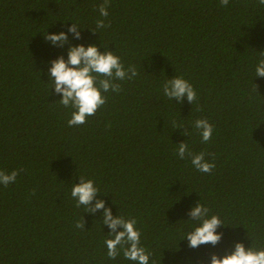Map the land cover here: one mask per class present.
Listing matches in <instances>:
<instances>
[{
    "label": "trees",
    "instance_id": "trees-1",
    "mask_svg": "<svg viewBox=\"0 0 264 264\" xmlns=\"http://www.w3.org/2000/svg\"><path fill=\"white\" fill-rule=\"evenodd\" d=\"M103 2L0 0V170L19 171L0 185V264H134L122 251L107 256L103 210L76 207L71 188L80 176L94 180L113 216L136 219L149 264H210L236 242L264 248V77H255L264 6L110 0L105 18ZM97 19L111 26L93 33ZM72 23L81 39L69 33L63 47L45 40ZM69 44L110 49L138 72L116 81L122 91L104 93L106 104L78 127L67 125L72 109L48 81L50 62L67 59ZM173 76L193 85L194 103L163 95ZM197 119L213 125L206 143ZM182 142L214 162L211 173L179 158ZM198 202L225 224L215 246L182 239Z\"/></svg>",
    "mask_w": 264,
    "mask_h": 264
},
{
    "label": "clouds",
    "instance_id": "clouds-1",
    "mask_svg": "<svg viewBox=\"0 0 264 264\" xmlns=\"http://www.w3.org/2000/svg\"><path fill=\"white\" fill-rule=\"evenodd\" d=\"M219 3L224 7L229 4V0H219ZM109 4L110 0H104L97 6L101 17H108ZM258 4L264 6V0H258ZM95 23V29H91L93 33H98V30L111 26L103 19H97ZM79 29L81 27L78 24L72 23L67 33L63 31L53 34L44 33V38L54 46L63 47L69 43V33L74 39L82 38ZM48 73L51 88H54L55 93L62 95L59 103L65 108L72 109L71 117L67 121L69 127L86 124L88 117L94 116L106 104L107 97L104 93L122 91L121 85L116 81L132 80L138 75L134 65L126 68L121 58L112 50L105 49L101 52L95 44L88 46L69 44L67 59L61 55L52 60ZM255 77H264V52H260V59L255 66ZM254 88L258 93V85L254 84ZM163 95L169 100L180 103H183L185 98L190 104L197 99L193 85L182 76L167 79L163 83ZM193 127L198 130L202 142L206 143L211 140L213 125L207 119L195 120ZM177 146L176 154L179 158L190 157L192 165L198 171L211 173L214 169V162L206 160L204 152L193 154L189 151L186 142L178 143ZM18 174V170L10 173L0 170V185L7 187L15 183ZM79 179V183L72 185L71 197L76 201V207L83 206L85 212L94 214L98 210H103L102 224L110 229L104 241L107 256L115 260L122 251L124 258L134 264H149L151 253L141 245V232L136 227V219H126L121 215L113 216L111 208L106 207L105 201L97 198L100 192L94 180L83 176ZM189 216L193 221V228L182 239H187L190 248H198L205 244L215 246L220 242L223 234L218 233L217 229L225 224L219 216L210 215V209L199 202L191 208ZM75 227L85 229L83 217L76 222ZM210 264H264V248L253 246L245 248L242 242H236L234 250L230 253L222 257L212 254Z\"/></svg>",
    "mask_w": 264,
    "mask_h": 264
}]
</instances>
